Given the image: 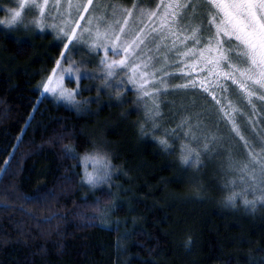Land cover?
Masks as SVG:
<instances>
[{"label":"trees","instance_id":"1","mask_svg":"<svg viewBox=\"0 0 264 264\" xmlns=\"http://www.w3.org/2000/svg\"><path fill=\"white\" fill-rule=\"evenodd\" d=\"M43 37L0 31V264H264V203L229 202L214 160L186 165L147 130L120 123L119 144L108 105L44 96L60 45ZM94 150L123 170L108 187L83 181Z\"/></svg>","mask_w":264,"mask_h":264},{"label":"rangeland","instance_id":"2","mask_svg":"<svg viewBox=\"0 0 264 264\" xmlns=\"http://www.w3.org/2000/svg\"><path fill=\"white\" fill-rule=\"evenodd\" d=\"M43 2L44 0H35L37 4ZM54 2L55 0H47L48 7L44 9V16L41 18L39 16L40 9L30 7L32 0H26V6L16 24L11 26L0 24V31L5 32L7 35L29 39H32L33 35L44 36L40 41L45 43H47L48 38L46 37L49 35V39L51 38L54 44L60 45V53L56 58L55 68L45 82L46 85L51 78L52 83L48 84V87L55 88L56 91L55 93L45 92L43 88L44 96L53 98L57 102L76 110L78 109L81 113L93 111L91 104L94 102L96 106L108 105L111 111L108 116L99 120V125L104 128L108 125L112 131L120 132L119 144H122L121 140H125V143L132 140L128 133L121 130V124L143 128L158 140L166 138L160 136V132L164 133L165 130L175 129L174 135L177 138L174 140L167 137L168 141L171 139L172 142H176L173 145L170 141L172 147L167 150L168 152L181 156V144L190 142V147L199 152L201 162L214 160V164L219 168V173L224 178L223 191L226 196L235 192L240 193L238 196H240L242 202L245 198L249 201H252L253 198L258 200L257 197L261 195V188H264V183L261 182L264 180V173L261 172L259 165L249 164L251 177L238 169L241 165L249 162L251 159L249 153L255 156L258 161H264V99L259 98L264 90L254 89L249 83L248 90L253 93L249 97L247 91H241L237 84H233L230 79L225 80L222 74L218 76V73L214 71L209 76L208 69L212 65L205 66V58L212 55V53H205V58L180 55L193 43L191 39L184 44H181L180 41L185 36H190L192 27L200 23L204 15L203 5L198 7L197 14H191L189 9L185 8L173 20L172 13L176 10H165L163 5L183 3L184 0H92L90 5L88 0H59L58 10L53 11L51 5ZM19 3L20 0H0V20L7 21L10 19L9 10L18 8ZM69 4L72 7H68ZM133 4L136 5L135 9L132 8ZM76 5H80L79 11ZM157 5L161 6L159 10H157ZM85 6H87V11L83 10ZM113 6H115V14H113ZM189 7H191V4ZM122 9H130L132 11L131 17L127 16V13L123 12ZM141 10H143V14H141ZM153 11L156 12V15H147V13ZM165 11L168 13L167 16L164 15ZM80 17H83V19ZM89 18H91V23L88 22ZM37 19H42L43 31L33 23ZM116 20H120L121 23L116 24ZM124 20H127V25L123 24ZM51 24L57 25V28L48 27ZM108 25L112 26L111 30L108 29ZM122 26L124 32L119 33V28ZM86 27L88 31L85 32L83 29ZM61 28L64 32L71 33L75 31L76 37L82 42L77 43L76 39H73L71 44H67L70 37L64 36L59 31ZM141 28L144 29L143 33L140 32ZM153 28L158 31H152ZM170 29L176 35H171ZM97 33L102 34L101 39L97 42L107 43L109 47L114 35L119 34L118 50L120 44L126 41L131 42L136 34H140L142 39L147 37L139 48H136L135 45L132 46L129 51L132 52L135 49V52L131 59L127 60V63L131 64L133 60H136V63L140 64L137 77L139 72L143 71L147 73L145 79L152 80L153 76L151 74L155 73L156 83L155 85L148 83L146 87L149 89L161 87V77L164 81H167L168 90H161L158 94L160 115L155 117L154 122L159 127H152L153 121L145 115L144 101L137 99L138 94L135 87L132 84L124 83L121 85L119 83L120 80H127V76H119L120 72L125 71L124 69H117L118 75L105 82L104 74L101 71L103 66L100 64L103 51L99 49L92 51L88 47L96 41ZM173 40L176 41L175 46H173ZM83 41H87V44ZM52 42L48 41V43ZM66 44L67 50L65 49ZM201 44H203V41H201ZM199 47L197 46V50ZM137 57L139 59H136ZM108 59H116L111 51L108 53ZM69 60L72 62L71 65L66 62ZM58 62L60 67H57ZM145 63L148 65L147 68L144 67ZM67 67H79L78 76L80 78L70 83L69 77L65 74L60 83L57 84V77L60 75L61 68ZM202 67L204 70H201ZM165 73L170 74L165 75ZM86 75L89 78H86ZM193 79H195L197 85L203 83L208 91H204L199 86H190L186 89L173 88L175 84L185 83ZM61 85L69 91L76 92L75 102L59 97L58 93ZM121 88L124 90L119 91L118 89ZM213 96L215 99H213ZM148 99V97L144 98V100ZM184 118L188 119V124L194 126L192 131L197 139L189 141V137H185L181 129L177 127ZM170 124L174 127L170 128ZM188 124L184 126L185 130ZM103 127L102 131H104ZM234 127L239 130V135ZM93 133L96 136L101 134L99 129H93ZM212 137H215V139H212ZM205 143L208 144L207 150H204L203 147ZM114 146H116L115 143ZM106 152L104 150H94L84 154L80 159L83 168V181L90 189L108 187L114 177L123 171L121 167L120 169L112 163L109 154ZM97 153L106 157L108 161L110 159L111 167L108 169L109 174L106 180L99 181L93 187L85 180V168L88 172H92L94 176L98 173L93 171L91 163L85 166L84 158ZM106 154H108L109 159ZM193 169L195 170V168ZM232 181H235V183H232ZM199 191L200 187H197L196 192Z\"/></svg>","mask_w":264,"mask_h":264},{"label":"snow or ice","instance_id":"3","mask_svg":"<svg viewBox=\"0 0 264 264\" xmlns=\"http://www.w3.org/2000/svg\"><path fill=\"white\" fill-rule=\"evenodd\" d=\"M91 2L92 0H88L89 5ZM190 4L191 7H189ZM201 5H203V18L199 24L192 27L191 35L185 36L184 39L180 41L181 44H184L187 40L191 39L193 43L188 46L186 50L180 53V55H193L205 58V53H212V55L205 58V66L209 64L212 65V67L208 69L209 76L212 75L214 71L218 73V76L222 74L225 80L230 79L233 84H237L241 91H247V95L249 97L253 94L251 90H248L249 83L254 89L264 90V0H184L183 3L166 4L163 5V7L165 10H176L172 13V19L175 20L176 16H178L185 8L189 9V13L197 14V9ZM25 6L26 0H20L18 8L9 10L10 19L7 21L0 20V24H8L9 26L16 24L21 17L22 10ZM97 6L99 7V5ZM30 7L39 8V16L42 18L44 16V9L48 7V3L47 0H44L43 3L37 4L35 3V0H32ZM68 7H72V5L69 4ZM76 7L79 11L80 5H76ZM160 7V5H157V10H159ZM51 8L53 11L58 10L59 0H55V2L51 5ZM132 8L135 9L136 5L133 4ZM83 10L87 11V6H85ZM122 11L127 13V16L131 17L132 11L130 9H122ZM49 14L51 15V13ZM113 14H115V6H113ZM141 14H143V10H141ZM147 15L154 16L156 15V12L153 11L147 13ZM164 15H168L167 11H165ZM80 18L83 19V17ZM88 22L91 23V18H89ZM33 23H35L36 26L41 28V31H43L42 19H37L33 21ZM115 23L120 24L121 21L116 20ZM123 24L127 25V20H124ZM202 26L206 29L203 34H201ZM48 27L57 28V25L51 24L48 25ZM111 27V25H108L109 30H111ZM59 31L62 32L64 36L70 37L67 44H71L73 39H76L77 43L82 42L76 37L75 31H72L71 33L64 32L62 28L59 29ZM83 31H88L87 27L84 28ZM143 31L144 29L141 28L140 32L143 33ZM152 31L155 32L158 30L153 28ZM123 32L124 27L122 26L119 28V33ZM169 32L171 35H176V33L172 32L171 29ZM101 35L102 34L97 33L96 41L88 45V47L92 51H97L98 49L103 51V58L100 60V64L103 66L101 71L104 74L105 82L118 75L117 69H124L125 71L120 72L119 76H127V80H120L119 83H121V85L128 83L135 87L138 94L137 99L144 101L145 115L149 120L153 121L152 127H159V125L154 122L155 117L160 115L158 94L161 90H168L167 81H164L163 77H161V87L149 89L146 87L148 83H153L154 85L156 83L155 73L151 74L153 76L152 80H146L145 76L147 73L143 71H140L139 76L137 77L140 64H137L136 60H133L131 64L127 63V60L131 59L135 52V49H133L132 52L129 51L132 49V46L135 45L136 48H139L140 44H143L144 39L147 37L142 39L140 34H136L131 42L126 41L120 44L118 50L117 41L120 40L119 34L114 35L110 47L107 43L97 42L101 39ZM177 38L179 37L177 36ZM137 41H139V43H137ZM201 41H203V44H201ZM83 42L87 44V41ZM67 44L65 45L66 50ZM175 44L176 41L173 40V46H175ZM197 46H200L198 50ZM109 51H111L112 55L116 57V59H108ZM136 59H139V57ZM66 62L69 65L72 63L70 60ZM57 67H60L59 62L57 63ZM144 67L147 68L148 65L145 63ZM201 70H204L203 67ZM79 71V67L61 68L60 75L57 77V84L60 83L65 74L69 77L70 83L75 82V80L80 78L78 76ZM168 74L170 73H165V75ZM86 78L89 77L86 75ZM51 83L52 80L50 78L44 87L45 92L55 93V88L48 87V84ZM190 86H199L202 87L204 91H208V88L204 87L203 83L197 85L195 79L185 83L175 84L173 85V88L186 89ZM221 87L223 86L221 85ZM118 90L123 91L124 89L121 88ZM226 90L227 89L225 88V91ZM154 92L156 93L155 95ZM58 95L62 99L75 102L76 92L69 91L63 88L62 85L60 86ZM145 97H148L149 99L144 100ZM259 98L264 99V93H262ZM213 99H215L214 96ZM217 103H219V101H217ZM186 124H188V119L184 118L180 124L177 125V127L181 129L185 137H189V141L197 139L195 133L192 131L194 126L188 124V127L185 130L184 126ZM234 130L239 135V130L235 127ZM141 131H143V128H141ZM174 133L175 129L165 130L163 135L166 138L159 139L158 143L164 147L165 151L172 147V145L168 143L167 137H171L174 140L177 138ZM212 139H215V137H212ZM241 139H243V137H241ZM203 147L204 150H207L208 144L205 143ZM180 152V159L182 163L187 165L193 155L196 156V159L192 160V163L194 165L199 163V152L190 147V142L181 144ZM249 156L251 157L249 162L241 165L238 170L251 177L252 173L249 172V164H258L261 172L264 173V161H258L255 156L251 155V153H249ZM84 160L85 166L88 163H91L93 165V171L98 173V175L94 176L92 172H88L87 168H85V180L88 184L95 187L99 181L106 180L109 174L108 169L111 167V163L106 159V157L97 153L92 156H85ZM230 167H232V165H230ZM261 182L264 183V180ZM232 183H235V181H232ZM237 195H240V193L233 192V194L228 197V201L234 202ZM257 199L264 203V188H261V195L257 197ZM243 202L246 205L254 203V201H249L246 198Z\"/></svg>","mask_w":264,"mask_h":264}]
</instances>
